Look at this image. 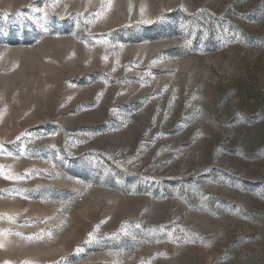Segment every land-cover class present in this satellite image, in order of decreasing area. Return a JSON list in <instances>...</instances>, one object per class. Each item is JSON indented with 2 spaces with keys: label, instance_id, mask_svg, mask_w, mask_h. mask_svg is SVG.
I'll list each match as a JSON object with an SVG mask.
<instances>
[{
  "label": "rangeland",
  "instance_id": "rangeland-1",
  "mask_svg": "<svg viewBox=\"0 0 264 264\" xmlns=\"http://www.w3.org/2000/svg\"><path fill=\"white\" fill-rule=\"evenodd\" d=\"M0 264H264V0H0Z\"/></svg>",
  "mask_w": 264,
  "mask_h": 264
}]
</instances>
